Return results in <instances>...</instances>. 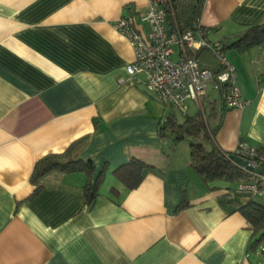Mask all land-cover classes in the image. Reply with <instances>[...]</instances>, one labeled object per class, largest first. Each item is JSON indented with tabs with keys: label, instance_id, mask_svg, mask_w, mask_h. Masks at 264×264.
<instances>
[{
	"label": "crops",
	"instance_id": "obj_1",
	"mask_svg": "<svg viewBox=\"0 0 264 264\" xmlns=\"http://www.w3.org/2000/svg\"><path fill=\"white\" fill-rule=\"evenodd\" d=\"M149 1L0 0V264L261 263L240 208L264 199L236 182H204L190 166L189 138L160 135L177 111L127 73L134 52L114 23L133 15L147 32ZM261 23L264 0H205L198 35L228 44ZM224 53L246 103L224 112L212 140L227 153L240 141L264 146V43ZM80 139L92 178L105 169L90 206L84 171L31 181L39 158ZM132 157L147 166L127 189L112 170Z\"/></svg>",
	"mask_w": 264,
	"mask_h": 264
},
{
	"label": "trees",
	"instance_id": "obj_2",
	"mask_svg": "<svg viewBox=\"0 0 264 264\" xmlns=\"http://www.w3.org/2000/svg\"><path fill=\"white\" fill-rule=\"evenodd\" d=\"M204 3L205 0H170L166 8L165 22L168 31L174 33L194 28L202 32L203 28L199 21ZM261 43H264V23L246 26L233 41L228 44L220 43V45L223 52L229 48L244 52ZM187 56L197 60L201 66L211 69L214 77L223 69L215 54L208 47L201 46L195 51L188 50ZM225 89L226 83H221L216 90L215 98L208 100L207 103L206 97L203 99L207 111L199 109L193 114L182 115L181 119L175 112L170 111L159 126L161 136L171 134L176 139L189 138L190 166L204 182L223 180L234 183L249 179V174L231 159V153L222 151L212 140V135L221 125L222 116L228 109L224 104ZM82 140L71 143L61 153H48L39 158L35 162L31 181L37 184L40 177L54 169L67 172L84 171L88 176L84 186V199L85 203L90 206L98 195L99 186L105 176V169L99 170L92 178L95 168L91 162L83 161L77 156L78 145ZM145 166L147 164L144 161L132 157L126 163L114 168L112 174L127 189H133L139 185ZM38 189L37 186L33 193H36ZM240 211L253 229L255 236L253 245H255L264 239V203L253 198L248 200Z\"/></svg>",
	"mask_w": 264,
	"mask_h": 264
},
{
	"label": "built area",
	"instance_id": "obj_3",
	"mask_svg": "<svg viewBox=\"0 0 264 264\" xmlns=\"http://www.w3.org/2000/svg\"><path fill=\"white\" fill-rule=\"evenodd\" d=\"M169 4L170 0L149 1L140 17L149 27L147 32L136 27L133 15H123L115 21V29L128 39L134 52L133 61L126 66L129 76L142 82L161 103L173 107L180 115L188 113L189 102L201 109L208 88L216 91L221 83H226L225 107H243L246 100L237 83L236 67L227 59L220 43H211L206 36L198 35L199 30L194 28L170 33L165 24ZM175 46L181 49L178 59L171 57ZM201 46L210 48L223 67L215 77L211 69L187 56L188 50L194 51ZM236 158L245 163L237 162ZM231 159L249 174V179L236 182V189L264 199V146L240 141L231 153Z\"/></svg>",
	"mask_w": 264,
	"mask_h": 264
},
{
	"label": "rangeland",
	"instance_id": "obj_4",
	"mask_svg": "<svg viewBox=\"0 0 264 264\" xmlns=\"http://www.w3.org/2000/svg\"><path fill=\"white\" fill-rule=\"evenodd\" d=\"M215 91H213L211 88H209V91H208V97L211 98L213 96H215ZM202 103H203V107L201 109H204L205 111H207V107L205 106V100L202 99ZM200 109V110H201ZM199 109L194 107L193 104L190 105V108H189V111L188 113L189 114H192V113H195V111H198ZM179 119H181L183 116L182 115H178ZM186 139V138H185ZM186 141V140H185ZM188 144V142H186ZM260 199V198H259ZM259 232L257 233L256 236H258ZM257 249L256 251L258 252V254L260 255V262L259 264H264V239H262L261 241H259L257 244Z\"/></svg>",
	"mask_w": 264,
	"mask_h": 264
},
{
	"label": "water",
	"instance_id": "obj_5",
	"mask_svg": "<svg viewBox=\"0 0 264 264\" xmlns=\"http://www.w3.org/2000/svg\"><path fill=\"white\" fill-rule=\"evenodd\" d=\"M236 161H237V162H240L241 164H244V163H245V161L242 160V159H240V158H236Z\"/></svg>",
	"mask_w": 264,
	"mask_h": 264
}]
</instances>
